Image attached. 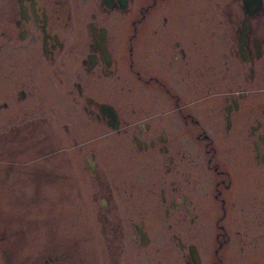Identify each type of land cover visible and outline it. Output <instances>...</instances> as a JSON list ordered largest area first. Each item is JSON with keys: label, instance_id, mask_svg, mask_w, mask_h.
Wrapping results in <instances>:
<instances>
[{"label": "flooded vegetation", "instance_id": "flooded-vegetation-1", "mask_svg": "<svg viewBox=\"0 0 264 264\" xmlns=\"http://www.w3.org/2000/svg\"><path fill=\"white\" fill-rule=\"evenodd\" d=\"M263 256L264 0H0V264Z\"/></svg>", "mask_w": 264, "mask_h": 264}, {"label": "rangeland", "instance_id": "rangeland-1", "mask_svg": "<svg viewBox=\"0 0 264 264\" xmlns=\"http://www.w3.org/2000/svg\"><path fill=\"white\" fill-rule=\"evenodd\" d=\"M104 147H105V149H104V152L106 151V150H108L110 147H114L113 145H104ZM113 152H114V150L112 151V152H107V153H104V156H112L111 154H113ZM255 258V257H254ZM261 258V257H260ZM260 258H258V259H260ZM263 259L262 260H260V261H258V262H255L254 264H264V256L262 257ZM252 264V263H251Z\"/></svg>", "mask_w": 264, "mask_h": 264}]
</instances>
